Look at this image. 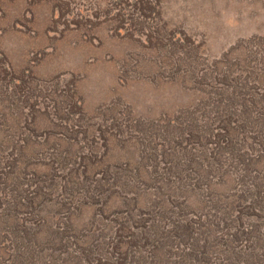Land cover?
Wrapping results in <instances>:
<instances>
[{"label": "rangeland", "instance_id": "374dc122", "mask_svg": "<svg viewBox=\"0 0 264 264\" xmlns=\"http://www.w3.org/2000/svg\"><path fill=\"white\" fill-rule=\"evenodd\" d=\"M253 106L264 0H0V264H264Z\"/></svg>", "mask_w": 264, "mask_h": 264}, {"label": "trees", "instance_id": "16d2710c", "mask_svg": "<svg viewBox=\"0 0 264 264\" xmlns=\"http://www.w3.org/2000/svg\"><path fill=\"white\" fill-rule=\"evenodd\" d=\"M241 97H242V100H241L242 101V105L244 106V104H246L245 103V101H246V93L245 94L242 93ZM255 102L259 103L257 101H255ZM234 105H235V102H233V100H231V98H229V126H230V124H231L233 119L237 120L239 118V116L236 115V113H235L237 107L235 108ZM249 108H251V107H247V109L243 108V110H245V113L248 112ZM255 111H257L258 114H256ZM247 117H248V122L250 124L249 125L250 130H254V131L256 130L257 133L254 134V135L261 134V139H259L258 141L259 142L263 141L262 144H264V115L261 113L260 110H258V108L256 106H253L252 109L248 112ZM249 118H250V121H249ZM237 130H240V126L238 124L237 125L235 124L234 127L229 128V131H226V135L225 136L229 139V142H231V144L235 140V138H233V137H237V135H236ZM247 139H248L247 135H244L243 139H239V142L244 143V142H246ZM244 144H246V143H244ZM244 144H242V146Z\"/></svg>", "mask_w": 264, "mask_h": 264}]
</instances>
